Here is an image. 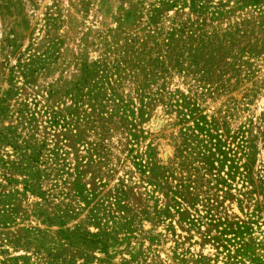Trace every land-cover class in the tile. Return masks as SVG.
Segmentation results:
<instances>
[{
	"label": "rangeland",
	"instance_id": "1",
	"mask_svg": "<svg viewBox=\"0 0 264 264\" xmlns=\"http://www.w3.org/2000/svg\"><path fill=\"white\" fill-rule=\"evenodd\" d=\"M0 264H264V0H0Z\"/></svg>",
	"mask_w": 264,
	"mask_h": 264
}]
</instances>
